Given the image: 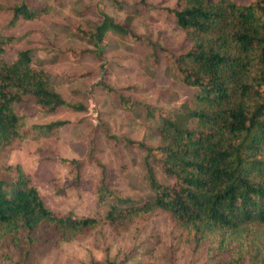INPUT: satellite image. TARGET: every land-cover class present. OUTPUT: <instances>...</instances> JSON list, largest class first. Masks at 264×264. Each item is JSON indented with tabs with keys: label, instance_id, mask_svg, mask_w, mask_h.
Instances as JSON below:
<instances>
[{
	"label": "rangeland",
	"instance_id": "rangeland-1",
	"mask_svg": "<svg viewBox=\"0 0 264 264\" xmlns=\"http://www.w3.org/2000/svg\"><path fill=\"white\" fill-rule=\"evenodd\" d=\"M13 2L0 0V32L13 38L4 56L28 49L29 64L48 73L66 104L54 114L43 113L32 98L16 105L24 115L25 136L0 159V176L12 179L19 166L47 207L97 219L64 238L41 227L24 264H221L229 259L208 244L196 247L158 209L113 225L104 220L105 206L95 195L101 171L109 187L136 206L153 196L147 167L158 182H172L144 147L128 141L155 144L159 111L181 106L196 91L179 81L162 52L157 66L152 58L153 45L178 53L189 44L165 9L175 0H47L46 11L9 25L6 8ZM135 6L139 10L127 20L128 8ZM100 12L153 45L114 28L94 38ZM54 121L63 123L49 130ZM70 160L83 161L79 174ZM18 258L17 246L0 248V264ZM234 264L249 263L244 258Z\"/></svg>",
	"mask_w": 264,
	"mask_h": 264
},
{
	"label": "trees",
	"instance_id": "trees-1",
	"mask_svg": "<svg viewBox=\"0 0 264 264\" xmlns=\"http://www.w3.org/2000/svg\"><path fill=\"white\" fill-rule=\"evenodd\" d=\"M46 1L15 0L6 8L8 24L38 16L46 11ZM165 9L189 42L181 52L154 46L103 12L93 37L114 28L135 41L144 40L153 45L156 66L162 52L179 81L196 89L181 106L166 114L159 111L155 144L128 141L144 147L172 182H158L147 167L153 196L136 206L110 188L101 171L97 203L105 206L104 220L113 225L161 210L196 247L208 244L224 257L229 254L221 264L244 258L249 264H264V0H175ZM138 10L128 8L126 19ZM12 41L0 32V159L15 139L25 136L17 104L32 98L45 114L66 104L48 73L29 64L28 49L4 56ZM62 123L54 121L47 128ZM70 161L79 174L83 161ZM14 170L12 179L0 176V248L17 246L19 258L12 264L27 261L41 227L64 238L97 222L50 209L20 167Z\"/></svg>",
	"mask_w": 264,
	"mask_h": 264
}]
</instances>
